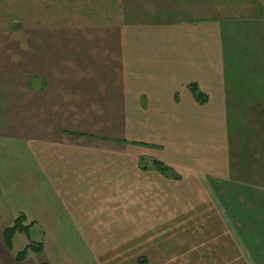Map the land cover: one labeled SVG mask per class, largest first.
I'll use <instances>...</instances> for the list:
<instances>
[{
	"label": "crops",
	"instance_id": "1",
	"mask_svg": "<svg viewBox=\"0 0 264 264\" xmlns=\"http://www.w3.org/2000/svg\"><path fill=\"white\" fill-rule=\"evenodd\" d=\"M120 12L125 24L110 41L94 38L108 46L94 62L106 84L91 92L125 110L120 122L131 136L64 128L37 108L47 78L33 74L24 87L19 69L0 76V264H142L134 248L177 233L182 205L193 206L195 221L229 210L225 198L187 190L207 191L210 174L228 178L230 164L238 173L264 166V0H122ZM86 140L109 146L110 159L95 164L98 150L85 164ZM118 140L132 142L125 160ZM141 157L170 173L142 168ZM19 213L42 240V251L28 249L20 262L25 236L16 233L11 249L2 239Z\"/></svg>",
	"mask_w": 264,
	"mask_h": 264
},
{
	"label": "rangeland",
	"instance_id": "2",
	"mask_svg": "<svg viewBox=\"0 0 264 264\" xmlns=\"http://www.w3.org/2000/svg\"><path fill=\"white\" fill-rule=\"evenodd\" d=\"M121 6L122 0L116 3L114 0H0V76L3 71L19 69L21 86L28 85L27 80L33 74L47 78L49 88L37 96V108L60 118L64 128L96 134H114L115 131L121 137L131 136L128 132L130 126L120 122L125 117V110L96 102L92 96L98 95L91 92L93 85L106 84L94 62L108 46L97 45L94 38L104 39L107 43L109 37L114 36L111 29L115 31V26L125 24ZM111 78L119 83L117 77ZM82 86L85 90L78 89ZM138 114L141 115V110ZM131 143L128 141L117 146V154L123 160L124 149L133 150ZM147 146L151 147H144ZM107 148L109 146L103 143L86 140L85 164L90 163L93 155L99 156L98 150L105 152ZM105 154L107 152L95 157L100 159L95 164L108 161L110 158L104 157ZM139 160L140 166L146 164L147 167L154 159L141 157ZM230 165L228 178L221 179L215 174L207 177V186L212 184L207 191L194 190L190 194L187 190L193 196L225 198L232 203L229 210L223 206L224 210L213 214V219L195 221L187 218L191 216L187 213L189 207L193 206L182 205L180 228L175 229L177 233L146 238L140 248L139 244L134 248V260H140L142 264H264V166L260 163L250 164L251 167L237 166L241 169L248 167L246 173H238L236 166ZM165 179V196H169L171 185L169 178ZM184 192L182 189L181 196H187ZM167 212L168 209V218ZM170 215L172 218L173 213ZM29 224L23 223L28 226L29 237L20 233L27 241L23 242L19 237L24 246L40 239L34 236ZM16 244L19 246L18 242Z\"/></svg>",
	"mask_w": 264,
	"mask_h": 264
},
{
	"label": "trees",
	"instance_id": "3",
	"mask_svg": "<svg viewBox=\"0 0 264 264\" xmlns=\"http://www.w3.org/2000/svg\"><path fill=\"white\" fill-rule=\"evenodd\" d=\"M188 88L190 89L194 98L199 103H204L206 101L205 95L202 92H200V90L198 89V87L194 83L188 84ZM263 113H264V110H263ZM118 141L125 142V140H118ZM149 165H151V167H153L154 169L160 171L161 173H163L165 175H168L170 173V168L158 160H152ZM141 167L146 168V164H145V166H141ZM25 219H26L25 215L23 213H19L16 216V218L14 219L12 225H10L9 227H6L3 230L2 239L4 241L5 246L8 249H11L12 238L14 237V235L16 233L23 232L28 236V226L23 225V223L25 222ZM29 223L32 224V222H29ZM28 249H30L36 253L41 252L42 251V240L39 239V241H37V242L30 241L29 244H27L24 248H22L20 251H18L15 254L16 261H18V262L23 261L26 258ZM40 264H49V263L48 262H42Z\"/></svg>",
	"mask_w": 264,
	"mask_h": 264
}]
</instances>
